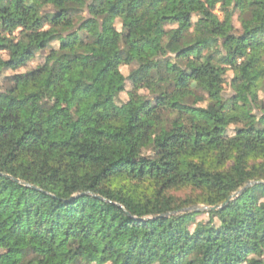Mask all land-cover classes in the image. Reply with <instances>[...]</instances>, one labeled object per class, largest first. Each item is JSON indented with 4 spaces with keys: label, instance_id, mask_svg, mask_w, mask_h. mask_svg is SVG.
Returning a JSON list of instances; mask_svg holds the SVG:
<instances>
[{
    "label": "trees",
    "instance_id": "1",
    "mask_svg": "<svg viewBox=\"0 0 264 264\" xmlns=\"http://www.w3.org/2000/svg\"><path fill=\"white\" fill-rule=\"evenodd\" d=\"M106 263L264 264V0H0V264Z\"/></svg>",
    "mask_w": 264,
    "mask_h": 264
},
{
    "label": "rangeland",
    "instance_id": "2",
    "mask_svg": "<svg viewBox=\"0 0 264 264\" xmlns=\"http://www.w3.org/2000/svg\"><path fill=\"white\" fill-rule=\"evenodd\" d=\"M38 61H39V60H35V61H33V62L31 63V66H35V65L37 64ZM122 69H123L124 72H128V67H123ZM6 73H10V72L7 71ZM226 88H227V91H230L228 86H227ZM129 89H130V87H129ZM127 98H128V93H127V92H124V93H122V94L120 95V99H121V100H126ZM203 117H204V118H205L210 124L213 122L212 118H211L209 115L204 114ZM202 217H203V216H201V217H199V218H202ZM106 264H110V263H106Z\"/></svg>",
    "mask_w": 264,
    "mask_h": 264
},
{
    "label": "water",
    "instance_id": "3",
    "mask_svg": "<svg viewBox=\"0 0 264 264\" xmlns=\"http://www.w3.org/2000/svg\"><path fill=\"white\" fill-rule=\"evenodd\" d=\"M250 184H252V183H250ZM233 196H234V195H233ZM233 196H231V197L229 198V200H230ZM207 208H208V207L204 206V207H193V208H191V209L199 210V209H207ZM210 208H212V209H216V208H219V206H214V207H210Z\"/></svg>",
    "mask_w": 264,
    "mask_h": 264
}]
</instances>
